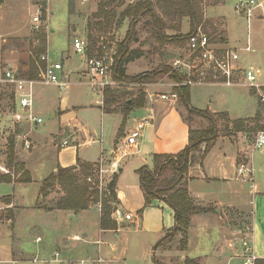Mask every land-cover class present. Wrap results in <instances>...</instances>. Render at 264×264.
<instances>
[{"label": "rangeland", "instance_id": "obj_1", "mask_svg": "<svg viewBox=\"0 0 264 264\" xmlns=\"http://www.w3.org/2000/svg\"><path fill=\"white\" fill-rule=\"evenodd\" d=\"M139 1L141 0H123V3L121 2L122 5L117 7L118 11L122 12L128 5ZM198 1L203 22L197 30L201 29L206 33L213 43L222 47L226 46L225 20L228 18L231 21L233 35H244L245 37L250 35L253 49H255L254 44H256L259 49L264 50V21L260 17H257L261 13V9L254 11V17L252 18L250 27H248L246 19L235 10L238 0ZM256 1L262 2L264 0ZM99 2V0H77L75 2L76 14L74 16L70 15L69 0H48L46 2V9L43 10V31L47 37L46 53L48 52L51 63L59 62L63 64L64 73L70 78V88L68 91H61L56 87L37 85L34 111L39 113L40 103L37 97L53 93L55 95L53 98L54 105H60L62 101L61 107L69 109V118L72 120L78 119L80 125L93 136L98 137V139L102 136L105 149L109 151L114 142L117 128L121 123L120 117L116 115L102 116L103 110L100 105V102H102L101 94L94 92L89 87L87 77H82L83 71L87 69L86 57L82 54H76L73 50L74 38H87L86 24L97 13ZM154 3L155 13L166 25L164 34L173 38H180L181 36L187 37L191 33L189 18L167 17L163 14L161 5H158L156 1ZM33 6L34 0H0V167L10 171V176L13 182L16 183H21L20 181L25 178L24 172L28 171L25 164H23V170L17 168L10 169L7 166L9 140L15 137L16 149L19 153L17 163H21L24 155L20 150L21 142L18 136L21 134H28L30 136L33 145L28 152L33 154L37 151V146L41 147V144L36 141L39 139L41 133L36 132L39 131L38 128L32 129L30 126L24 127L14 123L12 117L14 102L11 100L13 88L3 81V74L9 69L19 73L28 71V61L31 57L29 40L36 35L32 31V18L36 12V8ZM131 25L132 20L126 19L121 26H113L106 33L100 35V42L108 47V54L116 56L118 46L126 40ZM155 31L153 21L149 16L141 17L134 24L133 42L130 45V50L141 52L142 57L128 65V76H143L161 70L165 66L175 68L174 64L177 61L185 64H189L192 61L187 48V40L177 43H161L157 41ZM240 56L242 65L249 66L253 65L251 58L257 55L254 51L252 53L241 52ZM254 65H258L256 67H260L261 69L259 83H262L264 80V66L258 62H254ZM177 69L182 71L184 67H177ZM180 84H185V82L177 83L170 78V75L161 74L158 77L150 78L148 82L143 84H117L113 89H117L120 91V94L124 95L122 102L126 99H135L141 94V90L144 91L146 94L145 107H148L155 103L162 104V101L157 96L176 91L179 88L176 85ZM249 91L250 89L242 87L229 88L218 85H193L191 86L192 104L197 109L202 110H206L209 107L218 111L232 109V111L248 115L250 109L257 105L259 99V97L257 99V97L252 96ZM150 95H153V100L150 99ZM163 105H165L166 110L172 107V105L164 102ZM122 108V105L116 107L115 112L122 115ZM175 108L181 111L185 121H183V125L188 126L190 124L193 131L204 130L210 126V123L206 119L191 115L186 111L181 100L176 103ZM40 114L44 122L41 127H43V130H46L44 132L51 129L55 130L57 125L61 123L58 118L53 120L55 117L52 118L50 109L47 106L42 109ZM143 114L142 108L135 109L130 119H140ZM211 116L213 115L211 114ZM215 119L218 122L219 135L234 134V129H231L233 127L231 125L232 121L228 118L219 119L215 117ZM256 122L257 120L247 123L248 128L254 129ZM263 122H260L258 125H263ZM171 124L173 129H175L176 123L172 122ZM181 132L183 131L179 130L177 134L174 133L172 140L176 139ZM258 133H261V131L243 134L246 137L248 151L256 165L261 160V151L253 149V143ZM69 135L71 136L72 134L69 133ZM78 135L76 133L73 137L77 139ZM52 137L55 139L54 144H60L61 138L59 134L52 135ZM77 142L78 144L74 143V145H80L79 139H77ZM99 146L100 144H96L92 148L81 146L80 157L90 160L95 159ZM44 148H49V146L46 147L45 145ZM204 148L205 145L202 146V149ZM200 156V153L195 154L196 161L200 160ZM50 169L42 161H35L31 164L33 179L31 183L20 184L15 187L10 183H0V198L12 196L18 206L16 210L14 208L4 209V205L0 204V264H45L46 261L49 264H64L62 261H64L67 254H64L62 246L56 245L55 241L58 238L59 231H62L60 233L68 234V226L63 224L60 228H56L57 217H49L44 212L32 208L39 198L43 181L51 173ZM28 173L30 175V172ZM0 174L4 175L1 171ZM106 176L100 174L98 171L94 172L87 179V182L95 184L99 191V203L97 204L100 206L109 185ZM255 179L256 181H264V174H254ZM55 191L62 193V191L57 189ZM116 205L115 203L113 204L114 207ZM128 205L129 207H133L137 205V201L129 196ZM210 208H214V206L210 205ZM14 212L16 213L15 224L11 226L8 222L11 220L10 217L14 216ZM226 212H228V218H223L221 222L218 221L217 215L199 214L193 217V235L191 242L189 241L191 244L190 257L203 253L212 261L217 253L223 252L224 248H232L231 252L234 254L233 249H235L237 254L234 261L235 264H241L240 255L242 249L244 245H250L251 243L250 224L252 213L249 210L242 213L237 210H226ZM33 224H36L37 228H33ZM131 227L133 228V226ZM70 229L77 231V221L71 223ZM226 230L230 234H226ZM128 236L133 237L131 232ZM38 237L41 240L38 241ZM181 238V235L169 232L163 241V247L170 248L176 246L179 249ZM56 253L60 254V257L58 256L60 262L58 263H54L52 260H55ZM85 256L86 254H82L80 257L75 258L72 263L81 264L82 260H87ZM161 262L163 261L160 260L159 263L162 264ZM83 264L92 263L83 262ZM176 264H181V262L179 261Z\"/></svg>", "mask_w": 264, "mask_h": 264}, {"label": "crops", "instance_id": "obj_2", "mask_svg": "<svg viewBox=\"0 0 264 264\" xmlns=\"http://www.w3.org/2000/svg\"><path fill=\"white\" fill-rule=\"evenodd\" d=\"M261 3L263 4V7L260 8L262 11L257 17H260L262 21H264V1ZM35 5L36 2H34L33 6L36 8ZM225 23L227 37L225 45L238 49L245 46L247 36L233 35L231 21L227 18ZM254 46L255 49L253 50L256 52L257 56L251 58L253 61L252 64L254 65V62H258L264 66V50L259 49L256 44H254ZM261 84L264 85V80ZM249 92L258 99L255 92ZM54 96L53 93H50L41 95L39 98L37 97L40 103L39 113L37 114L41 117L40 112L47 106L50 109L52 118L55 117L53 120L58 118L61 123L57 125L55 130L51 129L47 132H44L46 130H43L41 126L31 127L32 129L38 128L39 131L36 132L41 133L39 135L40 140H36L41 144V147L37 146V151L35 153L30 154L20 145V150L24 155V159L21 160L22 162L20 164L26 165V170L30 172L31 179V164L39 160L51 168V173L46 179L55 173L58 167L77 169L79 160L85 163L96 164L98 170L101 169L103 174L105 176L107 175L108 183L112 181L114 176L118 175L116 193L119 203L114 207L115 213L113 214V219L118 224L116 230L101 229V206L98 204H92L88 210L80 211L79 213L63 210L47 211L44 208H38L37 201L40 199L42 206H51L59 198L64 196V192L60 187H57L56 189L62 191V193L54 191L46 198H40L39 192V198L32 208L44 212L49 217H57V224H55L56 228H60L63 224L67 225L69 228L68 234L60 233L62 231H59L58 238L55 241L56 245L62 246L64 254H67L64 261H62L64 264H75L72 263V261L82 254H86L85 259L87 260H82L81 264H83V262H91L92 264H160V260L163 261L161 262L162 264H176L179 261L183 264L186 258L199 259L201 264H235L234 261L237 254L235 249H233L234 254L231 252L232 248H224L223 252L220 254L217 253L212 261L203 253L195 257L189 256L191 251L190 242L193 235V220L188 231L190 242L187 251L182 252L176 248V246L164 248L163 241L167 233H169L175 225L174 211L160 200H155L149 206L145 207V196L140 187L139 176L136 173L137 170L144 166L153 169L154 155L177 154L189 144V136L192 127L190 124L188 126L183 125L185 121L181 111L175 108L176 104L164 102L172 105L168 110H166L163 102H161L162 104H151L148 107L144 106L142 108L144 114L140 119H130V116H132L131 114L124 126L121 138H118V133L121 130L124 116L119 113L107 114L103 111L102 116L116 115L120 117L121 120L112 147L109 151H106L103 137L101 136L100 139H98V137L93 136L80 125L78 119H70L68 116L69 109L61 107L62 101L60 105H54ZM191 107L197 109L192 104V96ZM186 111L188 110L186 109ZM202 111H209L212 115L226 114L228 116L227 118L232 121L231 125L233 127H231V129H234L235 121L255 119L257 114L262 111V106L258 99L257 105L250 109L248 115L232 111V109L218 111L210 109V107ZM145 118L151 119L152 121L145 128L143 137L139 141L138 149L133 150L130 155L124 156L125 137L138 121ZM172 122L176 123L175 129L172 127ZM44 128H46V126H44ZM179 130L183 132H181L176 139L172 140L173 134H177ZM233 132V135L220 134L210 153L203 160H197L190 166L188 173V190L197 206L210 210V212L205 215H217L219 222H221L223 218H228V212H226V210H237L240 213L248 210L251 211V243L248 246L257 258L264 259V181H256L255 179L251 184L236 180L237 170L235 165L244 154L250 155V153L248 151L246 137L243 135L247 133L241 131L237 132L235 129ZM55 133L57 135L59 134L61 142L68 140L70 148L61 149L58 147L59 143L54 144L55 139L52 135H56ZM69 133L72 135L70 136ZM76 133L79 134L77 139L80 140V145H74V143L78 144L77 139L73 137ZM84 135H86V137H84ZM90 138L96 140L94 145L100 144L98 153L95 159L92 160L80 157L81 146L87 148L94 147V145L86 146L84 144ZM19 140L21 142L20 138ZM45 145L46 147L49 146V148H44ZM16 153L18 157L19 153L17 149ZM260 157L261 160L257 165L251 159L255 170L254 174L257 175L264 174V150L261 151ZM20 184L27 183H11L14 187ZM129 196L137 201V205L129 207ZM6 197L0 198V204L4 205L3 208H14L16 210L18 206L14 198L12 197L11 203H7L4 201ZM210 205H213L214 208H210ZM129 214L131 215V219L127 220L126 215ZM15 217L16 213L13 217H10L11 220L8 222L9 225L13 226L15 224ZM75 221H77V231L70 229L71 223ZM131 226H133V228ZM33 228H37V225L33 224ZM223 229L225 230V228ZM130 232L133 237L128 236ZM226 234L230 233L226 230ZM37 240L39 241L41 238L38 237ZM244 249L245 245L242 249V253ZM21 254L23 255L22 252ZM241 255L240 263L242 264ZM52 260L54 263L60 262L57 256H55V260Z\"/></svg>", "mask_w": 264, "mask_h": 264}, {"label": "trees", "instance_id": "obj_3", "mask_svg": "<svg viewBox=\"0 0 264 264\" xmlns=\"http://www.w3.org/2000/svg\"><path fill=\"white\" fill-rule=\"evenodd\" d=\"M77 0H69L70 15L74 16L75 2ZM98 11L92 19L87 23V39L89 47L87 54L92 57L94 54H101L103 43L100 42V35L106 33L111 27H119L126 19L132 20L126 40L118 46L115 56V66L113 71V79L115 82L125 84H143L152 77H158L161 74H168L170 78L177 83L186 82L188 77L179 69L171 66H165L161 70L145 74L143 76L130 77L127 75V66L136 59L142 57L141 52L131 51L130 45L133 42L134 24L143 16H149L153 21L156 30L157 41L161 43H177L184 42L193 34L202 24L203 17L200 13L198 0H155L161 5L163 14L167 17L189 18L191 24V33L187 37L173 38L164 34L166 29L165 23L155 13L153 0H141L135 4H130L122 12L118 11L119 5L123 0H99ZM122 2V3H121ZM99 36V37H98ZM38 40L39 46H34V42ZM47 37L43 29L29 40L31 49V57L28 61V71L20 73L23 78L36 79L40 68L45 67V63L41 61V55L46 54ZM101 43V44H100ZM105 45V44H104ZM5 75V73L3 74ZM180 95V100L191 115H196L206 119L210 126L204 130H191L189 136V144L181 152L177 154H156L154 155V168L150 169L144 166L137 170L139 176L140 187L145 196V207L149 206L153 201L160 200L167 204L174 211L175 225L170 231L175 235H181L179 242V250L187 251L189 246L188 231L191 227L192 219L199 214L209 213L210 210L197 206L194 198L188 190V173L190 166L196 161L195 154L200 153V160H203L211 151L215 142L219 137L218 122L219 119L227 118L226 114L211 116L209 111L197 110L191 107V86H182L176 90ZM123 94L113 88H106L104 93V107L102 110L107 114L116 113V107L122 105V115L124 116L121 130L118 138L123 135V129L127 119L135 109L143 108L146 104V94L141 90V94L135 99H126L124 102ZM14 102V94L11 96ZM123 103V104H121ZM262 111L259 112L255 119L247 121H235V131L241 132H264L263 125L258 124L264 121V103ZM14 109V108H13ZM257 120L255 128H248L247 123ZM257 131V132H256ZM205 148L202 149V146ZM11 168L24 169V165L17 163L16 139L12 137L9 140L8 147V163ZM98 166L93 163H85L80 160L75 168L58 167L48 179L42 183L40 190V198H46L55 191L58 186L64 192V196L59 198L51 206H42L40 199L37 201L38 208H44L47 211L63 210L79 213L88 210L92 204L99 203V191L95 184L87 182V179L98 172ZM24 179L21 183H31L32 179L28 172H24ZM118 175L114 176L107 187V193L102 198L101 203V220L100 226L103 230H116L117 222L113 219L115 208L113 204H118L116 186ZM0 183H13L12 177L0 174ZM12 197L4 198V201L11 203ZM160 245V244H159ZM183 264H201L199 259L186 258ZM256 264H264V259L258 258Z\"/></svg>", "mask_w": 264, "mask_h": 264}, {"label": "built area", "instance_id": "obj_4", "mask_svg": "<svg viewBox=\"0 0 264 264\" xmlns=\"http://www.w3.org/2000/svg\"><path fill=\"white\" fill-rule=\"evenodd\" d=\"M48 0H34L36 2V12L32 18V31L35 33L44 29L43 10L46 9ZM263 7L261 2L256 0H239L235 5V10L243 16L250 27L254 11ZM39 41L34 42V46H39ZM101 54L96 53L92 57L88 56L87 51L89 42L87 38L76 37L73 39V50L76 54H82L86 57L87 69L83 71L82 77L88 78V85L94 91L102 96L101 107H104V93L106 88H113L117 82L113 79V71L115 66V55L108 54V47L104 44ZM187 48L192 58L189 64L177 61L174 67H184L182 72L188 77L185 84L176 85L193 86V85H218L229 88L242 87L248 88L257 94L260 101L264 103V85L259 83L261 70L253 65L243 66L240 53L254 52L251 44V37L248 35L246 45L241 48L222 47L212 42L211 38L198 29L187 39ZM45 63V67L40 68L36 79L23 78L21 74L14 70L5 71L4 82L13 88L14 109L12 117L14 123L20 126L36 127L41 126L43 119L34 111L36 101V86L44 85L47 87H56L61 91H68L70 88V78L64 73L62 63H51L48 52L40 57ZM178 88V89H179ZM162 102L176 104L180 100L177 91L169 94L157 96ZM153 100V95H150ZM157 100V99H156ZM151 119H143L138 121L134 128L128 133L124 139L125 152L124 156H128L133 150L138 149L139 141L143 137L145 128L151 123ZM21 139L23 149L29 151L33 145L28 134L18 136ZM96 140L90 138L84 144L92 146ZM61 149L70 148L68 140L58 144ZM253 149L257 151L264 150V132L258 133L253 143ZM251 155L244 154L235 165L237 170V181L246 183L254 182V166ZM0 171L6 175H11L7 169L0 167ZM100 174L103 171L99 170ZM91 180V179H89ZM104 185V183H103ZM126 219L130 220L131 215H126ZM58 257L59 254H56ZM242 264H256L258 259L248 245L241 255ZM36 262V260H34ZM45 264H48L46 261Z\"/></svg>", "mask_w": 264, "mask_h": 264}]
</instances>
